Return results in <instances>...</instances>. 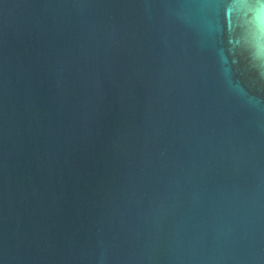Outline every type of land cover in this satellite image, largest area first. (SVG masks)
<instances>
[{
  "label": "water",
  "instance_id": "water-1",
  "mask_svg": "<svg viewBox=\"0 0 264 264\" xmlns=\"http://www.w3.org/2000/svg\"><path fill=\"white\" fill-rule=\"evenodd\" d=\"M0 264H264V0H0Z\"/></svg>",
  "mask_w": 264,
  "mask_h": 264
}]
</instances>
